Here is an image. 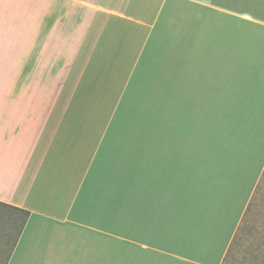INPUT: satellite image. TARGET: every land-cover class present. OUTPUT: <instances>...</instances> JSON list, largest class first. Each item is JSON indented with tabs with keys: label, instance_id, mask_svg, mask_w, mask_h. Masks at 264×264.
I'll return each mask as SVG.
<instances>
[{
	"label": "crops",
	"instance_id": "obj_1",
	"mask_svg": "<svg viewBox=\"0 0 264 264\" xmlns=\"http://www.w3.org/2000/svg\"><path fill=\"white\" fill-rule=\"evenodd\" d=\"M263 173L264 0H0L2 264H221Z\"/></svg>",
	"mask_w": 264,
	"mask_h": 264
},
{
	"label": "rangeland",
	"instance_id": "obj_2",
	"mask_svg": "<svg viewBox=\"0 0 264 264\" xmlns=\"http://www.w3.org/2000/svg\"><path fill=\"white\" fill-rule=\"evenodd\" d=\"M15 232L16 227L10 234L12 239ZM5 233L6 229L0 225V242L6 238ZM7 247L8 245H0V264L5 258ZM231 252L226 264H260L264 256V177Z\"/></svg>",
	"mask_w": 264,
	"mask_h": 264
},
{
	"label": "trees",
	"instance_id": "obj_3",
	"mask_svg": "<svg viewBox=\"0 0 264 264\" xmlns=\"http://www.w3.org/2000/svg\"><path fill=\"white\" fill-rule=\"evenodd\" d=\"M263 175H264V173H263ZM262 178H263V177H262ZM262 178H261V181H262ZM257 188H258V187H257ZM252 205H254V196H253V199H252L251 203L249 204V206H248V208H247V211H246V213H245V217H243V220L246 219V217H247V215H248V212H249L250 208L252 207ZM0 207H2V208L12 209V210H18V209H16L15 207H12V206H10V205H7V204H5V203H1V202H0ZM23 212H24L25 216H27L28 212H27V211H23ZM23 222H24V220L22 221V223H21V225H20V227H19L17 233H18L19 230L21 229V227H22V225H23ZM239 231H240V229H239ZM238 234H239V232H237V234H236L235 237L233 238V240H232V242H231V244H230V246H229V248H228V250H227V252H226V254H225V256H224L223 262H222L221 264H226V261L228 260V257L230 256V254H232L231 250L233 249V246H234V244L236 243V238L238 237ZM263 261H264V256H263V258L261 259L260 264H262ZM227 264H228V263H227Z\"/></svg>",
	"mask_w": 264,
	"mask_h": 264
}]
</instances>
